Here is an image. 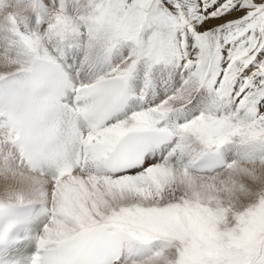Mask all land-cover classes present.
<instances>
[{"label":"snow or ice","instance_id":"snow-or-ice-1","mask_svg":"<svg viewBox=\"0 0 264 264\" xmlns=\"http://www.w3.org/2000/svg\"><path fill=\"white\" fill-rule=\"evenodd\" d=\"M0 264H264V0H0Z\"/></svg>","mask_w":264,"mask_h":264}]
</instances>
